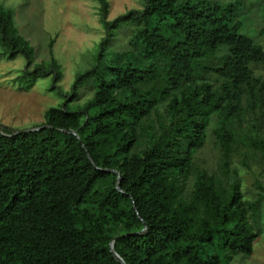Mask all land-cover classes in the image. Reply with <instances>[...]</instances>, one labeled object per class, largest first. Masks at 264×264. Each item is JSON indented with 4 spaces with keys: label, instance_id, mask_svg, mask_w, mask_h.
Returning <instances> with one entry per match:
<instances>
[{
    "label": "trees",
    "instance_id": "trees-1",
    "mask_svg": "<svg viewBox=\"0 0 264 264\" xmlns=\"http://www.w3.org/2000/svg\"><path fill=\"white\" fill-rule=\"evenodd\" d=\"M94 1L107 32L95 67L40 129H0V264H230L251 256L264 187L259 199H245L230 160L241 145L264 154V76L254 68L264 67V46L242 33L264 0H142L112 21L110 2ZM14 16L0 5V55H22L30 67L35 48ZM123 25L133 34L114 50ZM34 68L18 80L30 87L54 74L56 87L62 78L55 59ZM87 78L94 95L73 110ZM209 133L221 174L197 163Z\"/></svg>",
    "mask_w": 264,
    "mask_h": 264
},
{
    "label": "rangeland",
    "instance_id": "rangeland-1",
    "mask_svg": "<svg viewBox=\"0 0 264 264\" xmlns=\"http://www.w3.org/2000/svg\"><path fill=\"white\" fill-rule=\"evenodd\" d=\"M108 1L110 21L144 7L142 0ZM0 5L13 10L18 33L35 48L34 62L30 67L22 55L14 59L0 55V129L31 130L45 123V114L51 107L66 104V96L72 92L78 76L95 67L103 39L107 36L100 22L101 4L94 0H0ZM124 27L118 29L112 40L114 50L122 51L128 46L133 27ZM262 29L264 12L260 10L250 14L242 33L256 37L264 46V35L259 36ZM51 59L62 67V78L56 87L54 74L50 73L47 77H39L30 87L18 80L27 68L34 70L36 64L47 63ZM46 67L51 70L48 64ZM254 68L264 76L263 66ZM93 80L87 78L81 83L77 98L69 104L71 109L84 107L91 100L95 89ZM161 114H164V109ZM242 127H247V122ZM261 128L264 130V124ZM215 140L210 134L205 148L197 155V163L206 170L221 174L218 167L222 153ZM230 162V168L239 173L245 199H259L262 193L259 185L264 187V154L241 145L232 154ZM259 230L254 253L248 257L239 255L230 264H264V220Z\"/></svg>",
    "mask_w": 264,
    "mask_h": 264
},
{
    "label": "water",
    "instance_id": "water-1",
    "mask_svg": "<svg viewBox=\"0 0 264 264\" xmlns=\"http://www.w3.org/2000/svg\"><path fill=\"white\" fill-rule=\"evenodd\" d=\"M42 128V127H41ZM40 128H32L31 130H27L28 132L34 131V130H38Z\"/></svg>",
    "mask_w": 264,
    "mask_h": 264
}]
</instances>
